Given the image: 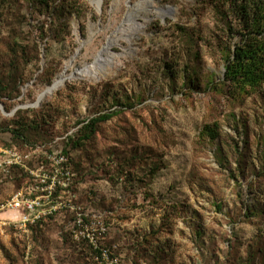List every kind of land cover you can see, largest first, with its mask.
<instances>
[{
	"label": "rangeland",
	"instance_id": "374dc122",
	"mask_svg": "<svg viewBox=\"0 0 264 264\" xmlns=\"http://www.w3.org/2000/svg\"><path fill=\"white\" fill-rule=\"evenodd\" d=\"M226 27L199 0H0V128L29 130L0 149L34 171L0 172V208L67 173L56 219L0 232V264H264V91L225 81ZM80 216L106 228L98 248Z\"/></svg>",
	"mask_w": 264,
	"mask_h": 264
},
{
	"label": "trees",
	"instance_id": "16d2710c",
	"mask_svg": "<svg viewBox=\"0 0 264 264\" xmlns=\"http://www.w3.org/2000/svg\"><path fill=\"white\" fill-rule=\"evenodd\" d=\"M208 4L223 19L226 20L225 33L229 38H237L227 51L224 52L225 81L230 88L237 93L253 95L264 91V0H199ZM118 113L103 114L94 117L83 124L80 132L83 133V140H87L95 133V129L100 123L111 120ZM0 132H8L12 137L20 142H26L29 132L26 123L15 122ZM80 138V137H79ZM75 142H73L74 145ZM67 159L65 168L74 176L71 167V159L66 151L62 152ZM23 174L30 175L19 168ZM67 172V171H66ZM63 183L67 182V177H61ZM68 187V186H67ZM66 187L58 185L54 191L55 199ZM218 208H220L218 206ZM59 212L55 211L50 215L42 216L38 221L29 227L41 226L47 219H56ZM76 217V216H75ZM76 222V218L74 219ZM84 221L88 222L86 219ZM75 227H77L75 225ZM95 264L97 262V250L92 248Z\"/></svg>",
	"mask_w": 264,
	"mask_h": 264
},
{
	"label": "built area",
	"instance_id": "2783aa9c",
	"mask_svg": "<svg viewBox=\"0 0 264 264\" xmlns=\"http://www.w3.org/2000/svg\"><path fill=\"white\" fill-rule=\"evenodd\" d=\"M30 154L23 155L16 150H4L0 149V172L8 174L13 168H19L31 175H34V171L28 167ZM64 157L60 156L58 159L59 163L64 161ZM57 162V161H56ZM57 162V163H58ZM63 174L66 176L67 173L57 169L56 175L47 177L43 176L40 185L37 188L42 191L41 196L24 197L22 192H17L9 200H7L0 208V232H3L6 226H15L20 230H25L38 221L42 216L50 215L55 212V204L51 206L47 211L44 210V199H53V194L58 185L66 186L61 180L58 179V175ZM7 213H11L9 217H3ZM82 217L78 219V224L86 229V238L92 245L98 248V237L96 231L101 234L106 232V228L103 225H99L96 229L94 228L96 223L93 222L85 227L82 222ZM102 256L109 258L106 251H102ZM101 263V262H99ZM115 261H109L107 264H114Z\"/></svg>",
	"mask_w": 264,
	"mask_h": 264
},
{
	"label": "bare ground",
	"instance_id": "6f19581e",
	"mask_svg": "<svg viewBox=\"0 0 264 264\" xmlns=\"http://www.w3.org/2000/svg\"><path fill=\"white\" fill-rule=\"evenodd\" d=\"M112 46V43H109L107 47L104 50V53L108 51V49ZM102 56H104L102 54ZM101 58V57H100ZM101 60V59H98ZM90 67H85L84 69H81L78 73L72 74V75H66L65 73L60 75L52 84V86L48 87L47 90L42 93L39 98L37 104L39 105L48 95L55 92L56 90L60 89L68 80L77 77V76H83L84 74H87L90 72ZM2 105V104H1Z\"/></svg>",
	"mask_w": 264,
	"mask_h": 264
},
{
	"label": "water",
	"instance_id": "95a60500",
	"mask_svg": "<svg viewBox=\"0 0 264 264\" xmlns=\"http://www.w3.org/2000/svg\"><path fill=\"white\" fill-rule=\"evenodd\" d=\"M36 105H38V104H36ZM0 109L4 111V107L1 104H0Z\"/></svg>",
	"mask_w": 264,
	"mask_h": 264
}]
</instances>
